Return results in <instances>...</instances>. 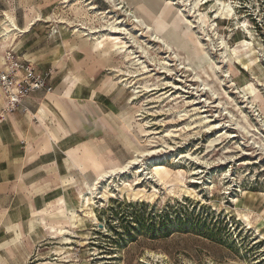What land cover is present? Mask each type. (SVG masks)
Wrapping results in <instances>:
<instances>
[{
	"label": "rangeland",
	"instance_id": "374dc122",
	"mask_svg": "<svg viewBox=\"0 0 264 264\" xmlns=\"http://www.w3.org/2000/svg\"><path fill=\"white\" fill-rule=\"evenodd\" d=\"M127 1L0 0V35L5 14L32 22L0 37V57L93 63L115 114L100 165L140 155L119 175L127 190L115 178L94 215L70 217L71 242L55 207L0 264H264V0Z\"/></svg>",
	"mask_w": 264,
	"mask_h": 264
},
{
	"label": "crops",
	"instance_id": "0c3cea01",
	"mask_svg": "<svg viewBox=\"0 0 264 264\" xmlns=\"http://www.w3.org/2000/svg\"><path fill=\"white\" fill-rule=\"evenodd\" d=\"M49 66L53 90L30 93L25 112L0 119V251H21L42 238L40 219L46 223L59 199L66 209L75 207L76 186L85 175L94 177L85 156L90 152L100 161L108 128L114 130L106 120L107 111L115 115L106 108L112 89L93 84L99 74L93 63L73 56ZM2 104L0 93V109Z\"/></svg>",
	"mask_w": 264,
	"mask_h": 264
},
{
	"label": "bare ground",
	"instance_id": "6f19581e",
	"mask_svg": "<svg viewBox=\"0 0 264 264\" xmlns=\"http://www.w3.org/2000/svg\"><path fill=\"white\" fill-rule=\"evenodd\" d=\"M219 6H221V5H219ZM228 8H229L228 6H225L224 9H219V7H218L217 8L218 10H216L215 13H216V15H221L223 10H225V12H227V14H229L230 11ZM5 15H6V18L2 21V24H1L2 30H1V35H0L2 41H4V42L8 38H10L11 35H13L14 31L25 32V31L29 30V28L32 24V22H29L25 26L24 29H20L16 25L15 21L13 20V18L11 16H9L8 14H5ZM114 70L118 71L116 68H114ZM121 79H123V77H120V80ZM124 79H126V77H124ZM139 156H140L139 154L138 155L133 154L132 157H130V159L123 164H114L111 167L104 168L102 165H100L101 164L100 161L96 160L95 158L90 157V154L88 153L85 156V160L90 161L92 167L96 170V173L94 174V177L90 182L85 180V182L76 186L77 190H78L77 195L79 198L80 209L78 208V210L68 211L64 206V202H63L64 200L59 199L57 201V204H56L57 212L54 215V219H53L54 222L51 225L54 228V232L61 235V238L67 240L66 243L71 242V240L68 237L64 236L65 235L64 233H66V231L69 230L66 228L65 224L68 223V220L70 219V217L72 216L74 219L77 218V221H78L79 215H78L77 211H79V210L81 211V213L88 214V215H94V211L92 209V206L95 205V202H96L95 199L96 198H99L100 200L101 199H107L111 195L110 186H111V183L116 181L115 178H117V180H118V182L116 184L121 187L120 191L123 192L124 190H127L126 186L127 185L129 186V184L127 183V181L125 179L121 178V176H119V175L122 173H125V171L128 170L129 167H131V165L136 164L138 162L137 160H138ZM85 167H87L86 163H85ZM161 167H162L161 164H153L151 166V169H152V171L155 172ZM138 171L142 173L143 169H139ZM100 184H102V187ZM99 185H100V187H99ZM135 194H137V193H135Z\"/></svg>",
	"mask_w": 264,
	"mask_h": 264
},
{
	"label": "built area",
	"instance_id": "2783aa9c",
	"mask_svg": "<svg viewBox=\"0 0 264 264\" xmlns=\"http://www.w3.org/2000/svg\"><path fill=\"white\" fill-rule=\"evenodd\" d=\"M51 71H40L31 59L7 49L1 56L0 93L2 107L0 119L16 110L25 112L23 106L28 95L35 91L50 92Z\"/></svg>",
	"mask_w": 264,
	"mask_h": 264
}]
</instances>
